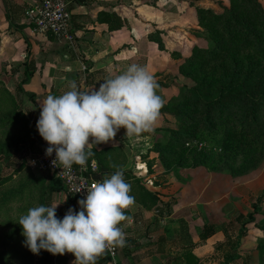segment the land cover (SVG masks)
Returning a JSON list of instances; mask_svg holds the SVG:
<instances>
[{
	"label": "rangeland",
	"instance_id": "374dc122",
	"mask_svg": "<svg viewBox=\"0 0 264 264\" xmlns=\"http://www.w3.org/2000/svg\"><path fill=\"white\" fill-rule=\"evenodd\" d=\"M180 1L186 21L155 35L168 60L150 73L163 100L152 130L126 137L121 128L95 146L100 153L120 147L119 170L152 195V216L129 227L135 236L114 260L102 254L96 264H189L203 243L176 241L186 209H194V237L202 223L225 227L190 264H264V0ZM0 51V163L18 144L0 169V264H73L70 253L33 255L23 245L17 222L30 207L59 204L58 218L78 209L63 190L46 195L50 175L29 164L45 141L31 125V104L16 91L20 78L5 63L7 49Z\"/></svg>",
	"mask_w": 264,
	"mask_h": 264
},
{
	"label": "crops",
	"instance_id": "0c3cea01",
	"mask_svg": "<svg viewBox=\"0 0 264 264\" xmlns=\"http://www.w3.org/2000/svg\"><path fill=\"white\" fill-rule=\"evenodd\" d=\"M39 1L0 0V33L7 42L0 48L7 49L6 53L3 52L5 63L9 64V69L16 70L22 80L17 83L16 91L31 104L30 115L33 118L40 114V104L48 95H60L70 90L69 84L73 81L80 91L86 92L98 89L105 78L123 72L129 64L143 66L149 73H154L156 69L161 72L168 60V51L159 47L155 35L180 27L185 20L179 16L180 0H83V3L68 0L72 14L71 33L74 35V49L70 50L63 40L33 31L24 12ZM27 70L30 72L28 76ZM100 150L94 147L93 153H100ZM120 150L115 145L104 148L108 154L103 160L105 168L119 170ZM90 159L95 161L93 155ZM108 176L107 172L104 178ZM126 182L131 187L129 194L135 202L125 213L131 222L122 221L121 228L125 240L130 242L135 235L128 231L129 227L134 226V222L148 225L152 209L144 197L147 189L141 183ZM173 210V215L177 214V209ZM193 210L186 209V224L178 228L179 240L175 236L176 241H191L193 244L200 241L199 234L194 237L191 232L197 222L193 219ZM196 210L205 215L209 212V209ZM207 224L211 223H202L201 231ZM212 224L217 228L216 233L204 242L200 241L203 244L193 250V257L205 251L204 244L217 236V231L225 229L217 222Z\"/></svg>",
	"mask_w": 264,
	"mask_h": 264
},
{
	"label": "clouds",
	"instance_id": "9594fccd",
	"mask_svg": "<svg viewBox=\"0 0 264 264\" xmlns=\"http://www.w3.org/2000/svg\"><path fill=\"white\" fill-rule=\"evenodd\" d=\"M157 87L153 75L133 63L105 78L98 89L80 91L73 81L70 90L48 95L36 122L48 145L45 155L55 153L52 163L70 171L73 164L84 166L94 147L112 141L121 128L126 137L151 131L163 106ZM130 190L123 171L116 170L87 188L85 197L77 201L78 210L69 208L63 218L56 216L59 204L30 207L17 222L23 245L33 255L70 253L73 264H96L107 248L125 246L120 224L131 222L124 212L135 202Z\"/></svg>",
	"mask_w": 264,
	"mask_h": 264
},
{
	"label": "built area",
	"instance_id": "2783aa9c",
	"mask_svg": "<svg viewBox=\"0 0 264 264\" xmlns=\"http://www.w3.org/2000/svg\"><path fill=\"white\" fill-rule=\"evenodd\" d=\"M24 15L35 33L61 39L70 50L74 49V35L71 33L72 14L68 0H40L39 3L26 9ZM47 147V143L44 142L36 155L30 159L29 164L58 179L67 195L75 200V206L78 209L77 201L85 197L86 189L100 181L92 178V175L97 172V164L94 160H90L84 166L73 164L71 170L66 171L59 163H52L55 153L52 156L45 155ZM78 189L81 191L77 192ZM131 206L124 212L127 213ZM103 254L110 260H114L117 247L107 248Z\"/></svg>",
	"mask_w": 264,
	"mask_h": 264
},
{
	"label": "trees",
	"instance_id": "16d2710c",
	"mask_svg": "<svg viewBox=\"0 0 264 264\" xmlns=\"http://www.w3.org/2000/svg\"><path fill=\"white\" fill-rule=\"evenodd\" d=\"M159 47H160V44H159ZM27 56H28V52H27V54H26V58H27ZM27 72V76L28 75H30V72L27 70L26 71ZM28 78V77H27ZM225 95H234L235 94V91H230V92H228V93H224ZM39 118V115L37 116H35V118H33V121L31 122V125L34 127V128H36V122H37V119ZM37 133H35L33 136H32V138L34 137V136H37L38 137V135H36ZM32 140V139H31ZM31 140H29V143H31ZM17 147H18V144L17 143H15L13 146H11L10 148H8L7 150H6V153H5V155L2 157V159H1V163H0V169L4 166V164L6 165V164H8V163H10V162H12V159H13V157H14V154H16L17 153ZM106 156H108V154L106 153V151H104L103 153H94L93 154V158L95 159V162H96V164H97V172L96 173H94L93 175H92V178H94V179H96V180H100V181H102L103 179V177H104V175H106V173H103V174H100V168H102L103 169V160L105 159V157ZM91 159L89 158L87 161H90ZM99 164V165H98ZM105 168V167H104ZM106 169V168H105ZM105 171H107V170H105ZM108 173L110 172L111 174H113L114 173V170H112V171H107ZM109 173V174H110ZM110 174V175H111ZM49 178L47 179V182H46V185H45V194L46 195H52L53 193H56V192H60V191H64L65 192V194L67 195V193H66V191H65V189H64V187H63V185H62V183L58 180V179H56V178H54V177H52V176H48ZM144 197H146L147 198V202L151 205L152 203H154V201H153V198H152V195H150V193L148 192V191H146L145 190V192H144ZM68 197L72 200V202L75 204V200L72 198V197H70L69 195H68ZM216 230H217V228H216V226L215 225H213V224H207V225H204L203 226V229H202V231L200 232V234H199V239H200V241H205V240H207V239H209V238H211L214 234H215V232H216ZM104 255V254H103ZM106 256V255H105ZM106 258L107 259H110L109 257H107L106 256ZM192 259V256L191 257H189V259H187V262L190 264V262L188 261V260H191Z\"/></svg>",
	"mask_w": 264,
	"mask_h": 264
},
{
	"label": "water",
	"instance_id": "95a60500",
	"mask_svg": "<svg viewBox=\"0 0 264 264\" xmlns=\"http://www.w3.org/2000/svg\"><path fill=\"white\" fill-rule=\"evenodd\" d=\"M79 3H83V0H77ZM103 179H104V177H103Z\"/></svg>",
	"mask_w": 264,
	"mask_h": 264
}]
</instances>
